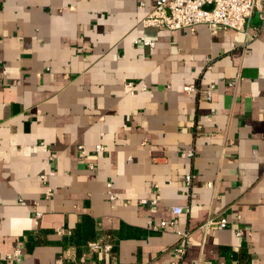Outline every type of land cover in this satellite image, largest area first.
I'll return each instance as SVG.
<instances>
[{"label": "crops", "instance_id": "0c3cea01", "mask_svg": "<svg viewBox=\"0 0 264 264\" xmlns=\"http://www.w3.org/2000/svg\"><path fill=\"white\" fill-rule=\"evenodd\" d=\"M155 1L0 0V264H264V18Z\"/></svg>", "mask_w": 264, "mask_h": 264}, {"label": "built area", "instance_id": "2783aa9c", "mask_svg": "<svg viewBox=\"0 0 264 264\" xmlns=\"http://www.w3.org/2000/svg\"><path fill=\"white\" fill-rule=\"evenodd\" d=\"M258 12L259 16L264 18V0H156L154 9L141 21L144 27H153L156 29L165 30H178L189 29L191 31L197 25H206L209 31L213 32L218 29H230L239 32L245 30L247 21L250 15L254 12ZM152 46V43H145ZM131 87V84H129ZM213 88L210 87L207 90H201L196 85H185L183 87L184 92L202 93L204 99L210 100ZM78 151L82 157L86 155V151L83 146H78ZM95 151L100 153L103 148L100 145L95 147ZM182 157L191 158L193 151L181 152ZM43 179V176H41ZM187 184L191 182V176L185 177ZM211 183L208 184V187ZM110 188V184L107 185ZM108 197L111 201L115 199L114 195L108 190ZM145 203V201H142ZM174 214L182 213V209H172ZM161 226H165V222L160 223ZM227 221L224 218H220L214 221L209 217L205 223L201 226L203 229L215 226L218 228H225ZM182 237L183 246L176 249L178 253H182L185 246L188 244V233H179ZM93 249L99 248L98 245L92 244ZM107 249L109 247H106ZM18 251L13 255L16 256ZM9 257V256H8ZM10 258V257H9Z\"/></svg>", "mask_w": 264, "mask_h": 264}]
</instances>
